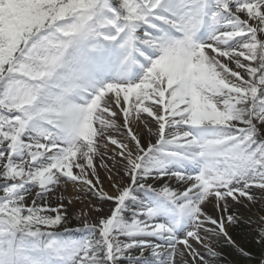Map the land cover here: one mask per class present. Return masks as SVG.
Instances as JSON below:
<instances>
[{
    "label": "snow or ice",
    "instance_id": "obj_1",
    "mask_svg": "<svg viewBox=\"0 0 264 264\" xmlns=\"http://www.w3.org/2000/svg\"><path fill=\"white\" fill-rule=\"evenodd\" d=\"M69 182L110 215L55 231ZM245 201L264 203V0H0V264H211L218 237L251 258L228 231Z\"/></svg>",
    "mask_w": 264,
    "mask_h": 264
},
{
    "label": "rangeland",
    "instance_id": "obj_2",
    "mask_svg": "<svg viewBox=\"0 0 264 264\" xmlns=\"http://www.w3.org/2000/svg\"><path fill=\"white\" fill-rule=\"evenodd\" d=\"M138 132L146 133L147 129L142 125L136 129ZM153 130H155V125H153ZM147 142V141H146ZM104 163H107L111 167L113 161L109 156H105ZM97 166V172L103 184L105 191H109L110 194L114 190L111 189V181L109 180L110 173L106 170H102V161L99 159L95 161ZM112 174H115V169L112 170ZM120 174L123 175V166H120ZM127 178L125 177V180ZM72 184L71 182H69ZM175 187V185H173ZM179 190V189H178ZM69 187L63 186L60 187L54 195L51 196L49 203L52 206H56L60 203V197L63 196L64 211L67 215V222L61 226H57L55 231L63 232L65 228L70 230L82 229L85 219L90 224L96 223L98 220H92L89 218V212L95 211V205H98L97 198L85 188L81 191L79 188L75 190L73 194V201L70 198L68 193ZM259 196V193L257 192ZM71 201V203H69ZM28 203H31V200H28ZM103 212L97 213V217L110 215V210L112 208V203L110 201H105L102 205ZM210 207V209H209ZM235 208L238 210L241 222L235 225H231L228 228L229 234L233 237L234 240L238 242L241 247L249 250L252 253L251 258L242 257L236 247L226 242L225 238L218 237L215 239H209L208 242L211 244L215 250L219 253V256L211 261V264H261V249H259L253 240V232L256 230L255 225L259 221V217L264 215V203L251 204L247 201L241 204L235 205ZM207 210L209 213H212L215 210L213 204L207 205ZM82 213H87V217ZM80 233H76L77 238L80 236ZM203 251V249H201ZM133 255H139L138 251H134ZM148 255V253H146ZM178 261H181V264H186V261L183 257H177ZM127 264V261L124 262Z\"/></svg>",
    "mask_w": 264,
    "mask_h": 264
},
{
    "label": "bare ground",
    "instance_id": "obj_3",
    "mask_svg": "<svg viewBox=\"0 0 264 264\" xmlns=\"http://www.w3.org/2000/svg\"><path fill=\"white\" fill-rule=\"evenodd\" d=\"M96 160L98 161L99 158H97ZM102 170L104 171L105 168L103 167ZM63 186H67V187H69V191H68V193H69V195H70L71 200L73 201V199H72V198H73V194H75V190H76L78 187H76V186H74L73 184H70V183H68V184H66V185H65V184H62L60 187H63ZM209 205H210V204H209ZM209 205H208V206H209ZM213 207H215L214 203H213ZM209 209H210V207H209ZM88 214H89V218H90V219H92V220H98V217H97L95 211H91V212H89Z\"/></svg>",
    "mask_w": 264,
    "mask_h": 264
}]
</instances>
